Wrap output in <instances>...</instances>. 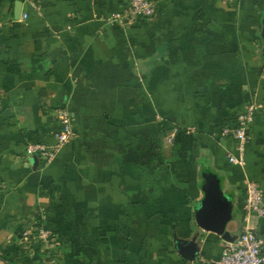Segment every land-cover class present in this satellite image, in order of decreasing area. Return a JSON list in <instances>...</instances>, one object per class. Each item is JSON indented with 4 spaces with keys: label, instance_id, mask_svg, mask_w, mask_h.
Listing matches in <instances>:
<instances>
[{
    "label": "crops",
    "instance_id": "0c3cea01",
    "mask_svg": "<svg viewBox=\"0 0 264 264\" xmlns=\"http://www.w3.org/2000/svg\"><path fill=\"white\" fill-rule=\"evenodd\" d=\"M152 1L153 17L125 27L109 19L129 0H40V15L22 4L19 18L20 0H0L8 264H215L240 238L247 181L264 192V0ZM252 103L241 167L223 131ZM62 109L77 137L50 163L28 156L31 144L54 145ZM203 170L233 197L223 237L196 223ZM253 225L264 236V218ZM39 229L52 247L23 254ZM190 241L193 262L178 249Z\"/></svg>",
    "mask_w": 264,
    "mask_h": 264
},
{
    "label": "built area",
    "instance_id": "2783aa9c",
    "mask_svg": "<svg viewBox=\"0 0 264 264\" xmlns=\"http://www.w3.org/2000/svg\"><path fill=\"white\" fill-rule=\"evenodd\" d=\"M23 5L32 8L38 15L41 13L40 0H20ZM157 11V3L152 0H129L128 7L120 13L113 15L109 21L119 23L122 26H131L141 19H150ZM28 18L27 13L22 14V19ZM258 104H248L244 111L239 115L237 126L233 129L226 128L223 131L224 136L231 135L237 140L238 156L228 154L231 164L241 167L245 166V151L248 142V132L254 123L256 112L259 110ZM57 119L61 126L55 135L53 146H47L40 143L31 144L27 147L28 156H40L47 163H50L56 157L58 151L64 146L70 144L76 137L73 126V116L66 109L57 112ZM172 138L168 142H172ZM264 218V192L261 187L253 182L246 183V202L244 206V215L242 220V230L240 238L236 242L226 241L220 259L215 264H264V236L258 234L253 225L254 219ZM35 240L48 250L52 246V235L50 232L39 229ZM27 251L31 256L35 251L30 246Z\"/></svg>",
    "mask_w": 264,
    "mask_h": 264
},
{
    "label": "water",
    "instance_id": "95a60500",
    "mask_svg": "<svg viewBox=\"0 0 264 264\" xmlns=\"http://www.w3.org/2000/svg\"><path fill=\"white\" fill-rule=\"evenodd\" d=\"M21 2H18L16 16L21 14ZM36 157H34L35 159ZM201 189L204 194L203 199L195 209V219L197 225L204 231L225 236L228 224L233 221L234 203L233 197L226 194L218 175L209 171L202 172ZM180 253L190 262L198 257L199 249L195 242L178 243ZM4 264H8L4 262Z\"/></svg>",
    "mask_w": 264,
    "mask_h": 264
},
{
    "label": "trees",
    "instance_id": "16d2710c",
    "mask_svg": "<svg viewBox=\"0 0 264 264\" xmlns=\"http://www.w3.org/2000/svg\"><path fill=\"white\" fill-rule=\"evenodd\" d=\"M29 246H30L31 248H33L34 251H35V255H34V257H36V256H39V257L44 256V253L41 252V244H40L39 242H37V241H35V240H32V241L30 242V245H29ZM7 252H8V251H7ZM7 252L4 251V252L1 254V256H0V259H1L2 261H4V262L9 263L10 261H9V259H8V256H7ZM22 253H23V254H26V253H28V251L25 250V249H22Z\"/></svg>",
    "mask_w": 264,
    "mask_h": 264
}]
</instances>
